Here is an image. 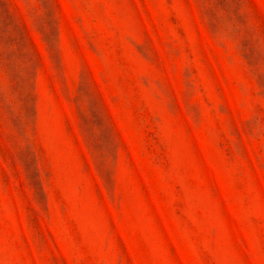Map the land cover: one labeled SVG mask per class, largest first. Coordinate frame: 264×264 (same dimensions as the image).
Here are the masks:
<instances>
[{
    "label": "rangeland",
    "instance_id": "374dc122",
    "mask_svg": "<svg viewBox=\"0 0 264 264\" xmlns=\"http://www.w3.org/2000/svg\"><path fill=\"white\" fill-rule=\"evenodd\" d=\"M0 264H264V0H0Z\"/></svg>",
    "mask_w": 264,
    "mask_h": 264
}]
</instances>
